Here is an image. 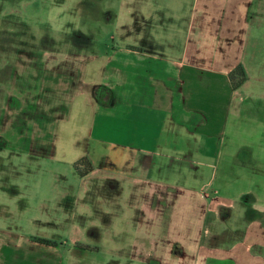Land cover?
I'll return each mask as SVG.
<instances>
[{"label":"crops","instance_id":"crops-1","mask_svg":"<svg viewBox=\"0 0 264 264\" xmlns=\"http://www.w3.org/2000/svg\"><path fill=\"white\" fill-rule=\"evenodd\" d=\"M185 3L177 2L176 31L165 24L171 18L158 21L131 10L132 44L113 47L102 60L114 75L110 83L84 84L82 63L70 57L18 61L20 106L33 109L24 117L31 114L34 123H50L84 84L86 103L116 122V155L96 162L85 157L98 164L107 189L124 185L131 196L142 181L150 229L164 222L166 237L172 225L163 214L180 207L199 211L200 223L176 227L178 264H204L205 257L264 264V184L261 190L252 184L264 180L258 173L264 166V0H188L187 13ZM160 28L162 41L153 36ZM238 65L246 79L234 91L228 74ZM42 147L35 141L24 149L33 158ZM234 216L240 228L227 224ZM202 227H209L205 234ZM148 240L151 245L152 236ZM29 242L0 230V264L30 260L33 253L23 254ZM228 242L233 247L223 249ZM189 244L195 248L187 249ZM254 246L258 253L251 252ZM159 259L169 262L168 249Z\"/></svg>","mask_w":264,"mask_h":264},{"label":"rangeland","instance_id":"rangeland-1","mask_svg":"<svg viewBox=\"0 0 264 264\" xmlns=\"http://www.w3.org/2000/svg\"><path fill=\"white\" fill-rule=\"evenodd\" d=\"M177 2L0 0V230L30 238L23 254L28 255V251L33 254L24 264H178L180 249L173 241L176 227L180 231L183 223L199 222V211H183L180 207L163 214L172 225L166 237L164 222L163 225L154 222L150 229L142 181L137 182L135 193L129 196L124 185L117 191L107 189L98 164L92 163L95 170L84 177L73 168L82 157L96 162L101 155H116L113 145L116 122L86 103L84 84L110 83L114 78L102 60L113 47L132 44L131 10L137 8L143 15H154L158 21L171 18L165 24L167 28L171 24L176 31L180 16ZM163 32L156 29L154 38L164 40ZM68 57L82 63L84 84L78 91L80 94L73 93L67 101L71 104L67 111L54 115L50 123H34L31 114L24 117L33 109L20 106V83L16 77L22 69L17 68L18 61L32 58L61 61ZM35 141L46 148L42 147L32 158L25 153L24 146ZM260 159L264 163V152H260ZM258 170L261 175L264 166ZM262 183L264 180L254 179L253 188L261 190ZM260 214L253 213V218L261 219ZM236 216L227 222L230 228H240ZM202 229L205 234L209 227ZM33 239L46 240L55 246L40 245ZM224 244L223 249L234 245ZM186 246L189 250L195 248L193 244ZM165 248L170 255L167 263L159 259ZM256 248L252 247L251 252L258 253ZM203 259L206 264H229L224 259Z\"/></svg>","mask_w":264,"mask_h":264},{"label":"trees","instance_id":"trees-1","mask_svg":"<svg viewBox=\"0 0 264 264\" xmlns=\"http://www.w3.org/2000/svg\"><path fill=\"white\" fill-rule=\"evenodd\" d=\"M245 74L241 66H236L229 74H228V80L230 83V86L232 90H237L242 86V84L245 82ZM74 171L81 177L87 176L93 171L91 163L88 161L87 158L82 157L79 160H77L73 165ZM34 243L45 245L48 247L55 246L54 243H51L46 240L42 239H33Z\"/></svg>","mask_w":264,"mask_h":264}]
</instances>
